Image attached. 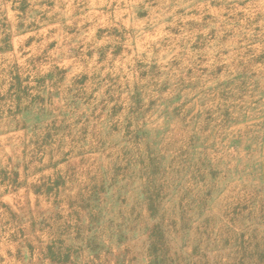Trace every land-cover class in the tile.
<instances>
[{"label": "rangeland", "instance_id": "rangeland-1", "mask_svg": "<svg viewBox=\"0 0 264 264\" xmlns=\"http://www.w3.org/2000/svg\"><path fill=\"white\" fill-rule=\"evenodd\" d=\"M0 264H264V0H0Z\"/></svg>", "mask_w": 264, "mask_h": 264}, {"label": "trees", "instance_id": "trees-1", "mask_svg": "<svg viewBox=\"0 0 264 264\" xmlns=\"http://www.w3.org/2000/svg\"><path fill=\"white\" fill-rule=\"evenodd\" d=\"M19 100H20V99H19ZM17 110H18V111L21 110V105H20V103H18V105H17Z\"/></svg>", "mask_w": 264, "mask_h": 264}]
</instances>
